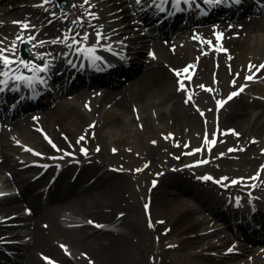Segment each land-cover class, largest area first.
Returning a JSON list of instances; mask_svg holds the SVG:
<instances>
[{
    "label": "bare ground",
    "instance_id": "6f19581e",
    "mask_svg": "<svg viewBox=\"0 0 264 264\" xmlns=\"http://www.w3.org/2000/svg\"><path fill=\"white\" fill-rule=\"evenodd\" d=\"M13 1V5L5 7L8 14L0 16V48L10 49L15 43L14 58L21 59L20 46L23 42L30 41L31 63L46 64L55 61L61 67L67 63L66 58L71 53L70 50L78 45L72 38L76 40L78 35H88V39L94 38L98 31L105 34L114 33L117 38H122L126 34L121 33L135 29L134 19L130 15L124 14L121 19L112 13L104 15L107 8L104 0H90V3H85L84 0H69V7L64 10L58 8L56 0H48L47 3L45 0ZM130 1L136 10V16L140 17L148 12L141 13L137 9L136 0ZM156 2L159 3V0ZM170 2V6L166 7H174L173 1ZM194 2L201 3V11L194 6L188 14H181L180 11L175 15L166 14L170 18L163 15V12L166 13L164 10L153 4L155 7H152L150 14L144 18V27L141 28L144 33L139 36L130 35L126 40L132 44L134 41L142 42V51L148 49L150 54L146 59H143L140 53L134 56L132 63L144 61L142 71L120 89H111L110 84L117 75L123 74L120 66L128 61L123 58V49H128L123 41L111 46L113 51L109 63L96 62L98 73L79 75L73 81L70 80L71 76L66 82L55 81L54 86L64 88V94L74 92L64 99L45 95L42 98L45 100H39L41 102L35 108L46 105V110L23 113L26 111L23 107L12 112H6V109L0 111V242L11 237L16 231L18 236L17 243L0 245V259L6 257L7 264H49L44 261V256L58 264H147L148 245L153 242L154 233H157L165 244L161 248L160 264H220V261H226L224 259L230 262L234 258L238 260L232 264H264V244L252 247L241 243L228 255L222 251L215 253L212 250L205 251L206 249L193 251V248L199 246L200 240L211 235H217L219 238L210 239L206 243L208 249L225 245L222 228L213 220L216 219L214 215L208 216L205 211H211L212 214L220 207V199L226 194V190L254 186L253 192L259 194V200L263 199L260 191L264 190V179L253 177L250 173L253 168L234 166L230 162L229 154L225 153L217 159L218 168L214 172L220 183L194 179L188 172L185 175V171L165 169L157 175L159 184L152 188L149 195L151 209L148 215L140 216V203L131 201L128 196L130 175L127 167L121 171L106 168L99 173L104 162L97 159V149L91 147L97 140L105 145L108 138L112 140L114 133L129 130L131 127L127 123L113 126V115L126 116L131 112L133 114V108L136 106V112L139 114L146 112L137 123L143 122L145 130H151L148 134L154 133L155 136L158 129L153 122L158 119L164 128L171 130L168 141L172 150L181 153L187 148L189 138H201L202 127H211L212 117L206 118L207 126L195 113L181 112L180 104L186 98L187 88L178 90V81L183 80L186 86L189 71L194 68L196 76L209 82L206 84L217 99L221 98L218 95L226 94L227 92H223L232 87L228 82L234 74L242 80L239 87L247 85L249 80L246 77L256 70L249 72V66H259L263 63L264 15H256L260 9L257 3H251L241 11H236V7L220 8V14H209L206 8L210 5L204 0ZM154 10L155 13H151ZM232 14L234 15L229 16ZM215 17L222 19L220 22L198 28L197 25ZM162 18L164 19L157 25V19ZM46 19L49 22L44 23L43 20ZM14 22L28 23L29 28L24 30L20 24ZM105 22L111 23L112 31L105 26ZM117 26L118 28L114 29ZM191 26H195V29L182 31ZM157 32L159 35L174 34L175 40H156L154 37ZM204 33H212V36L204 43H198L196 40ZM217 34L222 35L218 38ZM17 37H22L23 41ZM30 37L33 39L29 40ZM67 45H72V48ZM247 51L248 54L245 55ZM214 54L216 58L213 57ZM245 56L248 61L237 66L236 60ZM190 65L193 67L189 68L188 73H183L182 70ZM12 67H18L21 72L29 75L33 73L19 64ZM175 71H181V76L177 77ZM258 74L264 75V69L258 71ZM214 76L217 77L216 81ZM57 78L55 76L53 80ZM99 85H104L105 88L90 89ZM257 86L260 94L253 99H245L246 95L242 93L240 99L229 100L227 106L230 105V111L225 119L217 124L223 131L229 130L228 134L231 130L239 133L235 135V148L229 152L237 153L238 159H245L250 163L260 160L261 157L260 165L264 167V106L260 111L254 110L264 103L261 96L264 93V84L259 83ZM14 87L12 84V88ZM42 89L37 82L34 89L19 83L18 91L9 90L4 93V90L3 99L9 95L11 99V93H17L18 97L26 94V102L34 101L35 96L42 93ZM129 102L133 103L129 105ZM107 103L108 106H105ZM3 106L5 103L1 108ZM149 110L154 114L150 115ZM212 111L213 109L209 113ZM20 115L23 116L18 117ZM100 128L106 129L105 135L96 138ZM135 133L139 132L134 131ZM58 135L84 137L77 144L75 152L72 151L75 153L71 156L72 162L63 167L64 161L71 158L66 152V147L57 144ZM80 145L82 148H79ZM126 149L123 155L130 158L140 147L132 144ZM49 156L58 158L50 159ZM209 162L198 167V171H204L215 163L213 159ZM59 167L62 169L52 181ZM185 177L190 185L185 184V191L181 192L183 194L169 197L167 189L171 183L178 179L184 180ZM233 181L237 183L233 184ZM42 182H52L49 197H45L36 189ZM187 191L189 194L184 195ZM214 198L218 200L215 201L216 206L210 200ZM66 211H69V214H66ZM136 211L139 213L136 214ZM61 215H65L67 225L61 222ZM245 216L249 217L251 222L243 219L233 222L241 224L239 227L244 229L256 230L257 235L254 238L264 239L263 206L254 216L250 217L248 213ZM222 218H225V215ZM85 220L96 221L102 226L95 228ZM161 221L163 223H160ZM115 222L118 224L116 228H112L111 225ZM203 227L208 230L204 234L198 232L203 230ZM183 249L191 250L195 257L180 263L174 262L172 257H180L179 251ZM240 253L246 254V257L237 256ZM182 259L184 258L180 260Z\"/></svg>",
    "mask_w": 264,
    "mask_h": 264
},
{
    "label": "rangeland",
    "instance_id": "374dc122",
    "mask_svg": "<svg viewBox=\"0 0 264 264\" xmlns=\"http://www.w3.org/2000/svg\"><path fill=\"white\" fill-rule=\"evenodd\" d=\"M104 1L106 2V5H107V8H106L104 15L108 14V13H112V15H115L116 18L121 19L124 16V14L125 15L127 14V15H130L131 17H133V19H134L133 26H135V29L132 32L121 33L123 35L126 34L122 38H117L114 35V33H111V34H109L112 36L111 38H113L115 40L114 42L116 44H121L122 41L125 42L126 44H128V46H127L128 49L124 50L125 54H127L128 56L131 57V56H135V55L140 53L141 57L143 59H146V57H148V55L150 54V51L148 49H146V51H144V50L142 51V47H141L142 42L134 41L135 43L132 44L131 41H126V40L130 37V35L139 36V35L144 33L141 28L144 27V23H145L144 18L147 17L148 12L150 13V8H151L152 3L149 2L148 0H145V1L143 0V2L141 4H138L137 9L141 13L144 11H148L147 13L145 12L142 15H140V17H138V16H136V10L133 9V7H132V1H130V0H122V1L104 0ZM247 1H249V2H247L245 5L241 6V9H245V6H249L250 3L253 2L254 0H247ZM14 2L15 1H13V0H0V16H4L5 14H8V12H6L5 7L13 5ZM55 2H56V5L58 6V8L60 10L67 9L69 7V0H66V6L65 7L60 4V0H56ZM135 3H137V2H135ZM254 3H257L260 7V9L256 15H258V16L264 15V10L262 11V7H264V2L261 0H255ZM2 8H5V10H3ZM151 13H155V11H153ZM247 16H250V15H247ZM164 18L158 19L157 25L159 24L158 21L161 22ZM43 22L47 23V22H49V20L46 19V20H43ZM120 22H122V20ZM216 22H220V20L209 19V20L205 21L204 23H201L197 26H198V28L199 27L203 28L207 25H210V24H213ZM105 26L109 27V31H112L111 23L105 22ZM122 26H123V24H122ZM115 28H118V26L114 27V29ZM193 29H195V26L187 27L186 29H182V31H184V30L192 31ZM210 36H212V33H210V35L209 34L206 35L204 33L196 41L198 43H204L206 40L209 39ZM174 37H176L174 34L159 35L157 32L154 39L161 40V41H171V39L175 40ZM82 38H83L82 35H78V37L76 39L81 41V43H83L84 40ZM91 40H93V39L89 38L87 42L89 43V42H91ZM203 52H206V51H203ZM247 54H248V51L245 53V55H247ZM213 57L216 58V55L214 54ZM24 61L28 62L27 60H24ZM247 61H248L247 57L245 56L243 59H241V58L237 59L236 63L238 64L237 66H239L241 64V62H243L242 65H244ZM143 62L129 63L127 65L126 69L123 70V74H121L119 76L117 75L116 79L113 80V82L110 84V86L112 87L111 89L118 90L121 87H123L124 85L130 83L131 80L134 79L137 75H139L140 72L142 71ZM192 71H193V69H192ZM229 71L231 74L232 73L231 68L229 69ZM251 75H254V77H255L254 80H257L258 82H261L264 84V75L260 76L259 74H254V73ZM190 77L191 78L188 79L187 85L185 86V88H187L185 90L186 98L184 101L181 100L182 102L180 104V107L182 109H180V110L182 113H184V112L195 113L196 117L203 120L205 123L204 125H207V126H208V123H207L208 120H206V118L212 117L213 123L211 122V127H208V128L202 127L203 129L200 130L201 138L200 137H197V138L193 137L192 140H190V138H189L188 139L189 144H188V146H186L187 148L184 149L181 153H175L172 150V145L168 141V136L171 133V130L169 128H164L165 126L162 125L158 119H155L154 117L151 116L152 118L155 119V121L153 122V125L158 129L156 131L157 133L155 136H154V133L148 134V132L151 130H149V131L145 130V128L143 127L144 126L143 122L137 123V121L143 115H146V112L139 114V112H136V110H137L136 106H134V108H133V114L131 112V107H130L131 113H128L126 116L125 115H117V116L113 115V118H115V121L112 124L113 126H115L117 124L127 123V125L129 127H131L129 130L118 132L119 134L114 133L112 135L113 136L112 140H110V138H108L107 143L105 145H103L102 143H100L99 140H97V142H95L91 146L92 148L99 149L96 151L97 152L96 153L97 159H100L104 162V165L101 168V170L99 171V173L103 169H106V168H112V169H116V170L121 171L122 169H124V167H127V169L129 170V175H130V177H129L130 190L128 192V196H129L131 201H133V202L135 201V202L140 203L139 204V206H140L139 207L140 208V214L139 215L140 216L148 215L149 210L151 208L150 207L151 204L149 201V195L151 193L152 188L154 187V184L156 185L157 182L159 181L157 178V175L160 174L165 169L166 170L167 169L168 170L174 169L175 171H183V172L185 171L184 172L185 175H187V172H188L194 179H195V177H197L198 180L203 179L204 177H208V175H210V177L212 179L211 180H205V181H212V180H214V177H213L214 172H215V170H217L216 168H218V165H217L218 160L217 159L219 157L223 156L225 153H228L230 162H232V164L234 166H236L238 168L244 167V166H246L247 168L251 167L253 169L250 171V173L253 177L264 179V177L262 176V174L260 172L261 157H260V160L259 159H257V161L253 160L252 163H250L248 160L238 159L237 153L232 152V151L229 152L233 147L235 148V144H236V140H237V137L235 135H233L232 133L227 134L224 137H222V139H221V141L217 147H215V148L210 147L209 141L212 137L213 129H215L214 127L216 125V122L219 120L223 121L225 119L226 115L230 111V105L226 107L227 109L226 108L220 109L218 106V102H220L221 100L216 101L215 95L213 96L212 92L207 90V89H209V85H207L206 83L209 84V82L206 81V79L205 80L201 79L198 76L194 77V75H193ZM216 78H217L216 76L213 77V79L215 81H216ZM60 79H62V80L65 79V78H63V74L59 75V80ZM239 81L240 80H237V76H235L234 78H232V80H229L228 83L232 84L233 82H239ZM103 87L105 88L104 85H99L97 87H92L90 89H95V88L100 89ZM81 88H83V87H81ZM49 89H51V93L57 99H64V98L70 96L74 92V91H69V92L64 94L63 88H61V87L58 88V87H55L54 85H53V87H51ZM231 89H235V86L230 87V90ZM228 91L225 90L223 93L228 92ZM187 93H189V94H187ZM259 94L260 93H259L257 83L253 82L252 85H249L248 89L246 90L245 94H243V95H246L245 99H253L254 96H257ZM224 95L225 94H221L218 96L223 98ZM189 96L191 97V99H189ZM261 96L264 99V93ZM188 99H189V101H188ZM131 103H133V102H131ZM131 103L129 102L128 104L130 105ZM237 103H238V101H237ZM38 104L39 103L26 106L24 108V109H26V111H24L23 113H29L32 111L39 112V111L46 110L48 108V106H46V105L41 106L39 108L38 107L35 108ZM263 104L262 105L259 104L254 110L257 111V110L261 109L264 106ZM104 105L108 106V103L104 104ZM212 109H213V111L210 114L209 112ZM8 112H9V110H8ZM152 113L154 114V112L149 110V114L152 115ZM147 115H148V113H147ZM156 115L157 114H155V117H156ZM22 116L23 115H20L18 117H22ZM18 117H13V118L16 119ZM133 117L137 118V120L134 119ZM105 130L106 129H104V128L103 129L100 128L97 132L96 138H98V136L99 137L104 136ZM134 131H137L139 133L134 134ZM263 131H264V129H263ZM252 133H254V132H252ZM262 135H264V134H262ZM120 139H123V140H120ZM56 141H57V144H63L66 147V152L70 154V158H71V156L75 154L74 153L75 149L78 148L77 144L81 142V139H80V136H76V135H65V136L58 135L56 138ZM132 144L133 145L137 144L138 147H140V149L135 154H133L130 158H127L123 155V152L125 153V149L126 148L128 149V147H131ZM104 146H106V147H104ZM79 148H82L81 145L79 146ZM84 149H85V147H84ZM197 149H200V151H197ZM72 151H74V152H72ZM61 156H63V155H59V157H61ZM64 156H68V155H64ZM49 158L50 159H57L58 157L49 156ZM210 159H213L215 161V163H213V165L206 168L203 172L202 171H196L197 170L196 168L202 162L210 160ZM72 160H73L72 158L65 160L62 167L66 163L72 162ZM146 166H147V168H145ZM62 167L58 168L56 174L53 176V179H56V177L60 173ZM186 178L187 177H185L184 180L179 179V180L173 181L171 183V185L169 186V189H167V194L169 197L179 196V195L183 194L181 192L184 191L185 184L190 185V182L188 180H186ZM44 183L45 182L40 183L39 186L42 187L43 185H45ZM14 190H16V189H14ZM188 194L189 193L187 192L184 195H188ZM50 195H51V191L45 194L46 197L50 196ZM210 200H211V203H214V204H215V201H218L217 198L210 199ZM197 203H199V202H197ZM26 211H28V209H26ZM205 212H206V215L213 216L211 214V211H205ZM138 213L139 212L136 211V214H138ZM62 214H65V213H62ZM66 214H69V211H66ZM216 214L219 215L217 212H216ZM61 219H62L61 222L64 225L68 224L65 221V215H61ZM213 220L215 222H217L218 225L223 230L222 235L225 236V239H226L225 245L208 249L209 247L206 246V243H208V241L210 239L218 240V238H219V237H217V235H211L209 237H204L202 240H200L199 246L196 248H193L194 249L193 251L200 252V250L206 249L205 251L212 250V251H215V253L222 251L225 255H228L235 248V246H237L238 244H241V243L248 245V246H252V247H257V246H261L264 244L263 238H260V239L254 238L257 235L256 230L250 231V234L248 236L249 239L247 240L245 238V235H244V229H241L239 227H229V225L227 224V221L225 219H222V218L213 219ZM85 221L89 223L91 220H85ZM90 224L91 225H99L98 222H96V221H91ZM116 224H118V222H115L114 225H112L111 227L116 228L115 227ZM205 231H208V230H206L203 227V230L198 231V232L204 234ZM16 234H17V231L14 232L13 235H11V237L6 238L4 242L0 243V245L4 244L6 246L7 244L13 245V244L17 243L18 236ZM193 238H195V235H193ZM180 239L181 238H179V240ZM162 246H165V244L163 242H161L160 236L158 237L157 233H154L153 242L149 243V245H148L149 249L147 250V257H148V263L147 264H160V258L159 257H160V252H161ZM179 253H180L179 254L180 257H177V256H174V258L172 257L173 261L176 263H180L182 261H187V260L193 259L195 257V256H193V253L191 252V250L187 251V249H183L182 251L180 250ZM237 256H241L240 258H245L246 254L240 253V255L237 254ZM45 257H47V256H44L43 258H45ZM47 258H49V257H47ZM181 258H184V259L180 260ZM49 259H50V261H54L51 258H49ZM3 260H0V264H7L6 263L7 259L3 257ZM224 260H226V261L222 260V261H220V264H227V262H228V264H232L238 259L234 258V260L230 261V262L227 261L228 259H224ZM44 261L49 263V260L44 259ZM54 262H55V264H58L56 261H54Z\"/></svg>",
    "mask_w": 264,
    "mask_h": 264
},
{
    "label": "snow or ice",
    "instance_id": "6c2138e0",
    "mask_svg": "<svg viewBox=\"0 0 264 264\" xmlns=\"http://www.w3.org/2000/svg\"><path fill=\"white\" fill-rule=\"evenodd\" d=\"M48 0H45V3H47ZM85 3H90V0H84ZM136 2L138 4H141L143 2V0H136ZM150 2L152 4H155L156 7L160 10H163V5L167 3V0H159V3L156 2V0H150ZM181 2L186 3L191 5L194 0H174V4L177 8L178 11H182L183 9L179 8V5L181 4ZM204 2L210 6L212 5H216V4H220L223 2V0H204ZM235 3H240L241 0H234ZM88 15H94L92 13H88ZM14 23H18L21 25V27L24 30H27L29 28L28 23L25 22H14ZM222 34H217L218 38L221 36ZM96 38H97V45L95 46H86L84 48H77L76 51L80 52V53H84L87 54L88 59H90L91 63L94 66L98 65L96 64L97 61H102V57L96 55L97 49L98 47H102V45H100V41H102L103 39H105V36L103 33L101 32H96ZM18 40L23 41L22 37H17ZM33 38H29V40H31ZM75 44H80L81 41L79 40H75V38H72ZM84 41L88 40V35H85L83 37ZM70 49L72 48V45H67ZM15 50H16V45L15 43L12 45V47L10 49H5V48H0V77H3V79H0V85H2L3 87H0V91H3L5 89L8 88L10 82L12 84L15 85L14 88H12L11 90L13 91H18L19 90V83H23L25 85V87H28L29 89H34L35 83L39 82L41 84L46 83V80L43 78H40L38 75H36L37 73L40 72H47L49 70V65L45 64L42 67L41 66H36L34 64H32L31 62H26L22 59L19 58H14L15 57ZM106 50L111 51V48H107ZM69 63H71V61H69ZM14 64H19L22 65L23 68L28 69L29 71H32L34 73L33 76L29 77L23 74V72L20 71V68H13L12 66ZM193 67L192 65L184 68L182 71L183 73H188L189 68ZM253 69H256L257 71H260L262 69H264V64H261L259 66L256 65H250L249 66V72H252ZM175 74L177 77L181 76V71H175ZM189 79L191 78L190 76L188 77ZM255 77L254 75H249L246 77L247 80H253ZM179 83V89L178 90H184L185 85L183 80L178 81ZM235 83V82H233ZM203 87V86H202ZM208 91H211V89H207ZM244 91V87H240L238 91L233 92L229 97L228 100H231L233 97L238 96L241 92ZM189 99H191V97L189 96ZM228 100L225 101H220L218 102V106L223 107L224 104H226L228 102ZM233 135H239V133H236L235 130H231ZM81 140L84 139V137H80ZM214 143V142H213ZM53 147H55V145H53ZM29 151H31L30 149H28ZM99 150V149H97ZM197 151H200V149H197ZM85 154H86V150H85ZM36 155H40L39 153H36ZM139 171V170H138ZM204 180H211V177H204ZM217 183H220L219 181H217ZM233 184L237 183V181H233ZM155 186V184H154ZM237 206H239V202L237 201ZM91 223V221L89 222ZM160 223H163V221H161ZM151 226V225H150ZM97 227H100L99 225H97ZM61 247H65L63 245H61ZM231 250V249H230ZM45 260H49V264H55L54 261H50L49 258L45 257Z\"/></svg>",
    "mask_w": 264,
    "mask_h": 264
},
{
    "label": "water",
    "instance_id": "95a60500",
    "mask_svg": "<svg viewBox=\"0 0 264 264\" xmlns=\"http://www.w3.org/2000/svg\"><path fill=\"white\" fill-rule=\"evenodd\" d=\"M27 54V53H26Z\"/></svg>",
    "mask_w": 264,
    "mask_h": 264
}]
</instances>
